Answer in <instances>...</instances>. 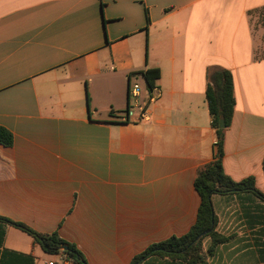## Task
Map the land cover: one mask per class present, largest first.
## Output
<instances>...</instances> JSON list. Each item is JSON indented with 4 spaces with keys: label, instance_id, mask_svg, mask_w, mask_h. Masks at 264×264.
Returning <instances> with one entry per match:
<instances>
[{
    "label": "crops",
    "instance_id": "crops-1",
    "mask_svg": "<svg viewBox=\"0 0 264 264\" xmlns=\"http://www.w3.org/2000/svg\"><path fill=\"white\" fill-rule=\"evenodd\" d=\"M214 68L235 83L224 171L264 192V0H0V127L14 137L0 145V217L59 234L86 264H131L189 233L217 142ZM147 69L161 78L136 102L133 85L146 83L131 75ZM135 104L146 118L126 117ZM213 205L227 241L205 264H264L260 200ZM0 240L35 264L54 257L4 222Z\"/></svg>",
    "mask_w": 264,
    "mask_h": 264
},
{
    "label": "trees",
    "instance_id": "trees-1",
    "mask_svg": "<svg viewBox=\"0 0 264 264\" xmlns=\"http://www.w3.org/2000/svg\"><path fill=\"white\" fill-rule=\"evenodd\" d=\"M146 83L149 93H153L157 82L161 78L159 69H147L140 73ZM209 81L206 90V99L212 118V126L217 133V142L213 161L199 169L195 188L200 195L201 205L197 221L189 233L181 237L173 236L163 242L154 243L141 254L135 256L131 264H156L155 259L170 260L171 264H205L206 258L215 253L227 238L216 230L217 218L215 215L213 197L215 195L252 194L264 205V192L256 188L253 177L236 182L224 171V142L227 129L231 126L235 111V83L233 74L226 69L214 68L209 71ZM224 121L225 128H220ZM14 137L10 131L0 127V145L11 147ZM264 167V162H263ZM0 222L10 224L31 236L42 250L51 256H56L63 246L68 250L64 253L81 264H86L77 248L62 239L59 234H42L24 224L0 217ZM209 232V233H207ZM210 239V246L206 249L204 242ZM2 241L0 240V246ZM0 264H35V259L9 250L0 252Z\"/></svg>",
    "mask_w": 264,
    "mask_h": 264
},
{
    "label": "built area",
    "instance_id": "built-area-1",
    "mask_svg": "<svg viewBox=\"0 0 264 264\" xmlns=\"http://www.w3.org/2000/svg\"><path fill=\"white\" fill-rule=\"evenodd\" d=\"M140 89L135 88L131 90L130 96L131 98L135 99V101L138 99ZM154 97V96H153ZM153 97H151V100H153ZM137 102V101H136ZM126 117L136 118L138 120L146 118V111L143 108H140V114L136 117L135 111L132 110V108H129L126 112ZM45 264H81L80 262H76L73 259L69 258L65 253L64 250H61L56 256L53 257L51 260H47Z\"/></svg>",
    "mask_w": 264,
    "mask_h": 264
},
{
    "label": "rangeland",
    "instance_id": "rangeland-1",
    "mask_svg": "<svg viewBox=\"0 0 264 264\" xmlns=\"http://www.w3.org/2000/svg\"><path fill=\"white\" fill-rule=\"evenodd\" d=\"M133 88L135 89V88H139L141 91H142V93H143V96L144 95H146L147 93H148V90H147V87H146V84H144L143 82H138L137 84L135 83L134 85H133ZM132 110L133 111H135V113L136 112H138V108H137V106H136V104L135 105H133L132 107ZM264 239V238H263ZM264 241V240H263Z\"/></svg>",
    "mask_w": 264,
    "mask_h": 264
},
{
    "label": "water",
    "instance_id": "water-1",
    "mask_svg": "<svg viewBox=\"0 0 264 264\" xmlns=\"http://www.w3.org/2000/svg\"><path fill=\"white\" fill-rule=\"evenodd\" d=\"M220 128H222V129H224V128H225L224 121H222V122L220 123ZM207 233H209V232H207ZM62 249L66 251V250H68V246H67V245H65V246H63V247H62Z\"/></svg>",
    "mask_w": 264,
    "mask_h": 264
}]
</instances>
